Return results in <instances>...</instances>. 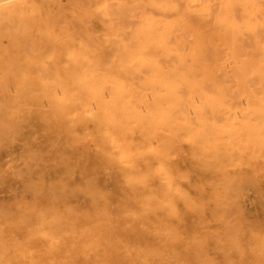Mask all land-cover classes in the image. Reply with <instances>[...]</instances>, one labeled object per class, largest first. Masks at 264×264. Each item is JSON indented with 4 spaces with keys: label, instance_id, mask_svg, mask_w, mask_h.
Returning a JSON list of instances; mask_svg holds the SVG:
<instances>
[{
    "label": "clouds",
    "instance_id": "9594fccd",
    "mask_svg": "<svg viewBox=\"0 0 264 264\" xmlns=\"http://www.w3.org/2000/svg\"><path fill=\"white\" fill-rule=\"evenodd\" d=\"M0 264H264V0H0Z\"/></svg>",
    "mask_w": 264,
    "mask_h": 264
}]
</instances>
